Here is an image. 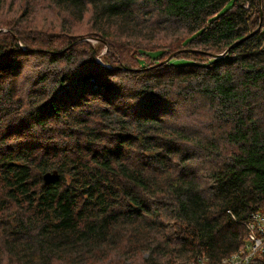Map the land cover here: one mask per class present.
<instances>
[{
  "label": "trees",
  "instance_id": "obj_1",
  "mask_svg": "<svg viewBox=\"0 0 264 264\" xmlns=\"http://www.w3.org/2000/svg\"><path fill=\"white\" fill-rule=\"evenodd\" d=\"M48 4L75 24L90 9L107 50L0 19V264H224L246 248L264 214V0ZM185 98L215 125H175Z\"/></svg>",
  "mask_w": 264,
  "mask_h": 264
},
{
  "label": "rangeland",
  "instance_id": "obj_2",
  "mask_svg": "<svg viewBox=\"0 0 264 264\" xmlns=\"http://www.w3.org/2000/svg\"><path fill=\"white\" fill-rule=\"evenodd\" d=\"M33 5V10L30 12H26L27 8ZM66 11L59 10L58 8L48 4V0H0V19L3 21L10 22L11 24H21L26 28H32L34 33L36 34L40 30L45 32H50L54 30H62L64 33L69 36L78 34L79 40L82 41H91L93 45L100 48L101 53L103 54L107 50V45H100L96 42V40L91 37H87L86 35L89 33V26L91 24V13L90 9L88 12L84 14V17L81 22L75 24L70 21L67 17ZM0 30L2 32L7 30V27L0 26ZM56 40H62L64 37L55 34ZM78 39V38H77ZM75 39V41L77 40ZM35 56L29 59H21L22 64V75L17 79L18 83L23 82V78L26 74L30 73L33 69V59ZM96 61L101 63L102 60L100 56H97ZM25 64V65H24ZM192 101L189 102V98H185L183 102L178 101L177 108L175 110V114L173 115L175 125H179V123L184 124H192L195 127H203L209 124H214L213 118L209 116V112L204 109H196V111H191L192 113L187 114L189 108L191 106ZM221 146V144H218ZM225 153H229V150H225ZM196 156L193 158L196 160ZM205 154L200 155V159H198V163L203 162L205 159ZM202 174V173H201ZM247 238L249 239V233L247 227ZM260 242L263 241L260 239ZM255 256L260 258H264V252H256ZM6 260H4V264H8ZM10 264V263H9ZM52 264H66L62 261L54 260Z\"/></svg>",
  "mask_w": 264,
  "mask_h": 264
},
{
  "label": "built area",
  "instance_id": "obj_3",
  "mask_svg": "<svg viewBox=\"0 0 264 264\" xmlns=\"http://www.w3.org/2000/svg\"><path fill=\"white\" fill-rule=\"evenodd\" d=\"M246 227L250 231L248 245L223 259L224 264H252L256 252H264V214H255L249 217ZM260 239L263 243L260 242Z\"/></svg>",
  "mask_w": 264,
  "mask_h": 264
},
{
  "label": "water",
  "instance_id": "obj_4",
  "mask_svg": "<svg viewBox=\"0 0 264 264\" xmlns=\"http://www.w3.org/2000/svg\"><path fill=\"white\" fill-rule=\"evenodd\" d=\"M56 176H57V173L55 170L47 171L46 173L43 174V180L50 181V180L54 179Z\"/></svg>",
  "mask_w": 264,
  "mask_h": 264
},
{
  "label": "bare ground",
  "instance_id": "obj_5",
  "mask_svg": "<svg viewBox=\"0 0 264 264\" xmlns=\"http://www.w3.org/2000/svg\"><path fill=\"white\" fill-rule=\"evenodd\" d=\"M133 132H134V131H133ZM134 136H135V135H134ZM137 136H138V135H137ZM123 190H124V189H123ZM210 197H211V196H210ZM177 207H178V206H177ZM123 211H124V210H123ZM117 212H118V211H117ZM114 213H115V212H114ZM124 213H125V212H124ZM116 215H117V214H116ZM118 215H119V214H118ZM124 215H125V214H124ZM118 217H119V216H118ZM118 217H117V218H118ZM160 219H161V218H160ZM9 260H10V259H9ZM8 264H9V263H8Z\"/></svg>",
  "mask_w": 264,
  "mask_h": 264
}]
</instances>
